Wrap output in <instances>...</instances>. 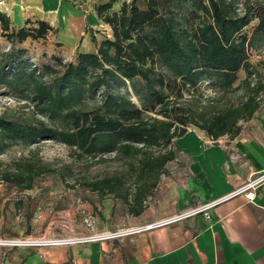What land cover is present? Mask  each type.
Masks as SVG:
<instances>
[{
  "label": "trees",
  "instance_id": "1",
  "mask_svg": "<svg viewBox=\"0 0 264 264\" xmlns=\"http://www.w3.org/2000/svg\"><path fill=\"white\" fill-rule=\"evenodd\" d=\"M142 1L124 2L114 14L115 0L98 6L112 35L99 44L93 38L96 52L75 62L55 56V66L34 67L23 61L25 49L0 55V85L33 107L28 117L0 115V156L17 144L55 140L90 166L113 157L120 170L84 185L121 199L133 216L144 212L190 126L213 141L234 138L264 94V72L250 54L264 47V0L243 10L239 0ZM0 25L10 43L57 32L45 21L16 28L1 12ZM53 173L63 170L36 151L0 160V182L20 191Z\"/></svg>",
  "mask_w": 264,
  "mask_h": 264
},
{
  "label": "crops",
  "instance_id": "2",
  "mask_svg": "<svg viewBox=\"0 0 264 264\" xmlns=\"http://www.w3.org/2000/svg\"><path fill=\"white\" fill-rule=\"evenodd\" d=\"M78 1L80 8L74 6V0H4L0 12L16 28L26 26L28 21L49 23L57 30L52 38L59 45L58 51L69 49L65 56L74 62L79 53L96 52L100 38L92 29L102 27L96 12L84 9L86 1ZM103 27L111 36V27ZM178 144L180 159L176 153L167 165L144 212L133 216L121 200L114 201L111 207L104 202L103 218L94 223L97 231L89 233L132 230L128 235L98 241L56 240L52 241L55 244L36 248L0 246V264H264V181L254 201L239 191L264 176V100L254 116L241 123L236 137L225 136L212 142L201 131L196 135L186 133ZM218 200L210 210V221L203 214L189 215L174 223L139 230ZM9 207V200H0V237L24 236L18 228L7 230ZM24 208V203L17 204L20 216ZM64 212L66 220L59 232L49 220L44 238L68 235L73 230L72 215ZM40 214L34 222L40 221ZM30 234L40 235L36 224Z\"/></svg>",
  "mask_w": 264,
  "mask_h": 264
},
{
  "label": "rangeland",
  "instance_id": "3",
  "mask_svg": "<svg viewBox=\"0 0 264 264\" xmlns=\"http://www.w3.org/2000/svg\"><path fill=\"white\" fill-rule=\"evenodd\" d=\"M74 1L76 2L74 6L79 7L81 1ZM85 1L86 5L84 4V7L86 8L84 9L93 10V12H96L97 14V7L109 3L111 0ZM131 1L132 0H115L113 8L109 13L114 14L118 12L124 2L130 3ZM259 1L262 0H239V8L243 10V5L245 2L257 4ZM139 5L144 7V2L140 0ZM98 15L99 14H97V16ZM100 20L102 27L99 25L97 26V29H92V31H94L97 34V37L100 38L99 42H102L107 36H109V33L106 28L103 27L107 24H105L102 19ZM256 25L257 22L252 23L246 29V32L251 34L253 28ZM2 28L3 27L0 25V55L4 52L25 49L27 50V53L23 57V61L26 60L28 64L34 67H41L42 65L55 66L56 63L53 59L55 56L57 58H61L65 63L72 62L68 61L67 57L65 56L69 54V49L58 51L59 45L52 38L54 33L49 34L48 38L40 40H33L29 38L27 41L22 43H10V41H8V39L5 37ZM250 54L251 61L255 64H259V68L264 72V47L260 51H250ZM75 61L76 60H74V62ZM245 76V72H241L240 80L245 78ZM203 91L205 93H210L207 85L203 86ZM32 112L33 107L28 105V102L24 101V99H22L18 94L11 93L4 86L0 85V115L7 113L15 116L24 115L28 117L32 116ZM187 133L196 135L200 134L201 130L190 126ZM178 142H180V139L175 140L172 148L177 154H179L178 156L180 159V145ZM31 151L38 152L45 162L51 164L55 168L60 170L62 169L63 174L53 173L40 178L37 182V187L30 191H20L18 188L0 182V200H9L10 206L8 214L10 227L7 230L13 232L14 229L18 228L19 231H24V236H19V238L8 237L6 239L12 241L17 240L20 242L30 240L34 242H42L40 243L41 245H44L45 243H50L52 245L55 244L52 243V241L56 240H67L68 243L73 241L69 239L76 238L77 240L99 235L96 232L92 235L89 233L97 231L96 225L94 223L97 221V219L102 220L103 218L102 211H104L105 207L102 205V203L105 202V204H108L109 202L108 206L111 207L113 206L112 204L114 201L121 199H118L113 195L103 196L101 193L94 192L88 189L84 185V182L88 180L93 181L96 179H101L105 176L111 175L113 172L121 169L122 163L118 160L116 161L112 159L113 157H109L105 162H101L93 166L88 165L87 161L85 160L75 161L71 155V150L67 146L56 142L55 140H43L40 143L34 145H14L11 149L6 151L4 155L0 156V160L4 162H12L21 158L22 156H29ZM16 200H24V202H17ZM20 203L25 204L24 210L20 211L22 212V216H20L17 211V204ZM34 207L35 211H33ZM65 210L70 212L72 215L73 230H69L68 235H55V237L51 236V238H49L48 236L47 238H44L48 225L51 223V221L54 222L52 224L53 229L59 232V228H61L62 224L66 220L64 214ZM39 213H41L40 221L37 219V221L34 222V217ZM33 224H36L40 234L35 237L30 236V233L33 229ZM81 230H84V233H87L88 235L83 236ZM111 231L112 233L117 232L116 230ZM34 247L36 248V246Z\"/></svg>",
  "mask_w": 264,
  "mask_h": 264
},
{
  "label": "built area",
  "instance_id": "4",
  "mask_svg": "<svg viewBox=\"0 0 264 264\" xmlns=\"http://www.w3.org/2000/svg\"><path fill=\"white\" fill-rule=\"evenodd\" d=\"M9 1H12V2H23L25 0H9ZM4 3H5L4 0L3 1H0V5H2ZM212 142H216V141H213L212 140ZM263 181H264V176H260V177L256 178L255 180L249 182L247 185H245L244 187H242L239 191L240 192H244L245 195H246V198L249 201H254L255 196H256V190H257V188L259 187V185ZM219 201L220 200L211 202L209 204H205V205H203V206H201L199 208H196L194 210H191L190 212H188L186 214H180L179 216H174V217L168 218L167 220L158 222L156 224L142 227L139 230L142 231V230H145V229L153 228L154 226H160V225L174 223V222H177V221H180V220L184 219L185 217H187L189 215H199V214H203L204 215V218L207 221H210L211 220L210 210ZM131 231L130 230L129 231H121V232L120 231H117V232H114V233L108 232V233L101 234L100 236L97 235V236H94V237H88L86 239H88V240H96V241L101 240V239H111V238L113 239V238H116V237H119V236L128 235ZM40 243H42V242H34V241H30V240L25 241V242H20V241H17V240H13L12 241V240H9V239L0 237V246H30V247H34V246L41 245Z\"/></svg>",
  "mask_w": 264,
  "mask_h": 264
},
{
  "label": "bare ground",
  "instance_id": "5",
  "mask_svg": "<svg viewBox=\"0 0 264 264\" xmlns=\"http://www.w3.org/2000/svg\"><path fill=\"white\" fill-rule=\"evenodd\" d=\"M58 241H59V240H58ZM58 241H57V242H58ZM20 244H21V243H20Z\"/></svg>",
  "mask_w": 264,
  "mask_h": 264
}]
</instances>
